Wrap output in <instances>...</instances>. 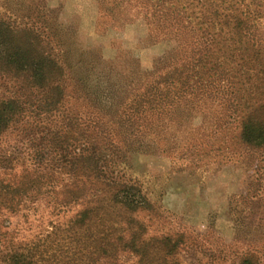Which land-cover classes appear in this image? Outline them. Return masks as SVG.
<instances>
[{
  "label": "trees",
  "instance_id": "trees-1",
  "mask_svg": "<svg viewBox=\"0 0 264 264\" xmlns=\"http://www.w3.org/2000/svg\"><path fill=\"white\" fill-rule=\"evenodd\" d=\"M116 1L168 21L178 47L151 72L132 58L104 68L97 89L81 85L84 110L66 115L63 64L33 28L0 20V74L18 86L0 98V264H187L183 233L149 236L138 219L150 206L126 176L128 155L178 151L194 114L264 149V0ZM18 32L26 39L10 42ZM11 129L34 149L19 169L2 147ZM253 256L238 264H263Z\"/></svg>",
  "mask_w": 264,
  "mask_h": 264
},
{
  "label": "rangeland",
  "instance_id": "rangeland-1",
  "mask_svg": "<svg viewBox=\"0 0 264 264\" xmlns=\"http://www.w3.org/2000/svg\"><path fill=\"white\" fill-rule=\"evenodd\" d=\"M132 5L116 0H0V20L5 27L33 28L44 49L63 64L66 115L84 110L81 85L97 89V74L104 68L119 71L132 58L142 71L151 72L177 49L168 21L145 17ZM10 38L26 39L19 32ZM14 86L0 74V98L16 91ZM39 99L27 104L30 121L40 118ZM212 123L194 114L177 131L182 143L178 151L128 155L126 176L150 206L138 219L149 236L183 233L180 258L187 264H238L245 254L255 259L259 254L264 264V149L242 144L235 124L214 134ZM21 135L11 129L2 139L18 169L24 155L34 152L31 141ZM192 139L197 149L190 145Z\"/></svg>",
  "mask_w": 264,
  "mask_h": 264
}]
</instances>
